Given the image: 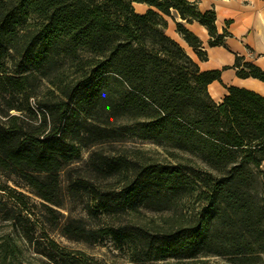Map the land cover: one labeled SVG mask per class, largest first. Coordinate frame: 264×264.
<instances>
[{
  "label": "trees",
  "instance_id": "16d2710c",
  "mask_svg": "<svg viewBox=\"0 0 264 264\" xmlns=\"http://www.w3.org/2000/svg\"><path fill=\"white\" fill-rule=\"evenodd\" d=\"M135 3L150 8L139 13ZM174 12L205 26L211 47L226 46L230 32L220 33L216 10L202 11L198 1L0 0V179L58 207L65 196L81 198L92 219L105 218L95 228L82 218L59 226L70 239L135 242L144 260L218 255L264 264V95L228 86L218 104L209 86L223 69L202 70L166 32L172 17L199 60H208L202 40ZM233 67L241 78L264 81V69L244 57ZM44 81L50 92L39 99ZM124 118L132 122L116 126ZM129 130L188 158L132 165L96 151L87 175L72 168L84 149ZM122 176L120 189L106 182ZM194 195L202 210L175 230L134 233L107 222ZM51 243L43 253L57 264H91Z\"/></svg>",
  "mask_w": 264,
  "mask_h": 264
},
{
  "label": "rangeland",
  "instance_id": "374dc122",
  "mask_svg": "<svg viewBox=\"0 0 264 264\" xmlns=\"http://www.w3.org/2000/svg\"><path fill=\"white\" fill-rule=\"evenodd\" d=\"M139 13H145L150 7L147 4H134ZM176 13V12H175ZM171 23L175 21L167 17ZM169 25V24H168ZM177 27V25H176ZM168 33V28L166 30ZM50 84L44 81L39 90V99L50 92ZM34 106L38 108V99ZM11 113L17 114L15 110ZM126 118L117 122L116 126H127ZM130 129V127L128 126ZM100 152L106 156L123 155L132 165L148 163L177 164L186 160L183 154L178 157L172 148L165 147L158 142L141 138L134 131L125 132L118 139L98 144L91 149H84L81 157L72 165L76 171L87 175V164L92 152ZM188 162V161H187ZM112 187L122 188L127 183L126 177H115L111 181ZM0 264H57L44 255L52 243L55 242L73 254L87 258L91 264H235L234 258L218 255H200L195 258L167 257L144 260L135 242L121 243L111 236L97 241H77L65 236L60 227L67 221L82 218L91 227L99 223L92 219L83 199L72 200L65 196L63 207L55 206L35 195L28 187H19L14 181L2 177L0 179ZM66 191V180L63 182ZM118 189V190H119ZM264 194V188H263ZM197 195L176 201L175 205L163 211H153L145 208L127 210L118 216L107 217L109 224L129 227L134 233L139 230L150 234L163 233L190 225L196 214L202 210L204 202L198 201ZM264 259V254H263Z\"/></svg>",
  "mask_w": 264,
  "mask_h": 264
},
{
  "label": "crops",
  "instance_id": "0c3cea01",
  "mask_svg": "<svg viewBox=\"0 0 264 264\" xmlns=\"http://www.w3.org/2000/svg\"><path fill=\"white\" fill-rule=\"evenodd\" d=\"M189 1H198L202 11L215 9L219 32L222 33L225 29L230 32L226 46L211 47L209 45L210 35L205 26L198 22L189 23L182 20L174 12L176 20L183 22L202 40L208 52V60L200 61L196 52L177 32L176 22L168 21V34L178 41L194 60L199 62L202 70L223 69L221 81L216 80L209 86L214 100L218 104L223 103L228 94V86L247 88L264 95V81L253 77L241 78L233 67L236 57L240 56L264 69V0Z\"/></svg>",
  "mask_w": 264,
  "mask_h": 264
},
{
  "label": "bare ground",
  "instance_id": "6f19581e",
  "mask_svg": "<svg viewBox=\"0 0 264 264\" xmlns=\"http://www.w3.org/2000/svg\"><path fill=\"white\" fill-rule=\"evenodd\" d=\"M135 4L141 5V4H139V3H135Z\"/></svg>",
  "mask_w": 264,
  "mask_h": 264
}]
</instances>
